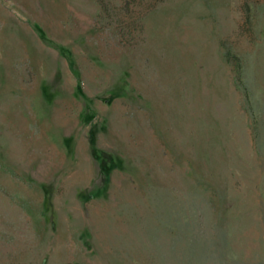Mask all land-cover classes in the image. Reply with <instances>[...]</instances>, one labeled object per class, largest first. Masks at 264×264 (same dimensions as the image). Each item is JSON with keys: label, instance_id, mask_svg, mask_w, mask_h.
I'll return each instance as SVG.
<instances>
[{"label": "rangeland", "instance_id": "374dc122", "mask_svg": "<svg viewBox=\"0 0 264 264\" xmlns=\"http://www.w3.org/2000/svg\"><path fill=\"white\" fill-rule=\"evenodd\" d=\"M0 264H264V0H0Z\"/></svg>", "mask_w": 264, "mask_h": 264}, {"label": "trees", "instance_id": "16d2710c", "mask_svg": "<svg viewBox=\"0 0 264 264\" xmlns=\"http://www.w3.org/2000/svg\"><path fill=\"white\" fill-rule=\"evenodd\" d=\"M90 143L93 145L94 144V138H93V136L92 137H90ZM94 151V150H93ZM106 171V173L108 172V169L107 170H105Z\"/></svg>", "mask_w": 264, "mask_h": 264}]
</instances>
